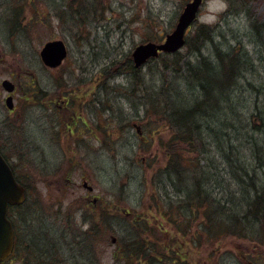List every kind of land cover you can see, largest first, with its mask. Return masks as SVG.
Here are the masks:
<instances>
[{"label": "rangeland", "instance_id": "1", "mask_svg": "<svg viewBox=\"0 0 264 264\" xmlns=\"http://www.w3.org/2000/svg\"><path fill=\"white\" fill-rule=\"evenodd\" d=\"M190 1L0 0V19L10 14L21 18L17 43L24 75L39 78L45 88L51 77L61 78L62 87L71 91V142H65L66 126H49V114L43 117L37 107L25 118L29 125L34 122L28 129L30 146L13 149L20 158L13 166L30 189L28 220L48 229L56 251L73 253L78 264H264V245L224 233L217 238L205 228L203 215L170 211L169 203L180 204L185 183L157 189L152 184L161 180L155 175L166 165L159 136L164 143L170 134L159 125L151 103L162 84L166 90L177 86L173 73L161 80V68L174 58L161 55L134 72L132 53L141 43H162ZM249 6L247 13H239L227 0H205L187 39L199 26L214 28L222 50L242 42L253 54L249 17L264 20V0ZM55 40L65 43L68 57L52 71L38 59ZM209 52L208 44L201 54L186 46L177 53L187 63ZM249 77L264 83V75ZM75 115L83 119L76 128ZM160 127L164 131L153 134ZM85 181L92 192L84 188ZM229 186L227 192L236 191L232 182ZM138 214L145 219L140 224L133 222ZM129 240L143 244L133 258Z\"/></svg>", "mask_w": 264, "mask_h": 264}, {"label": "trees", "instance_id": "2", "mask_svg": "<svg viewBox=\"0 0 264 264\" xmlns=\"http://www.w3.org/2000/svg\"><path fill=\"white\" fill-rule=\"evenodd\" d=\"M227 1L239 13H247L249 5L258 0ZM249 22L253 54L242 42L225 52L215 41L216 30L199 26L185 46L201 54L209 44V56L183 63L179 53L172 54L173 61L161 68V80L173 73L172 83L183 86L166 90L162 84L151 99L159 125L170 134L164 143L159 136L166 165L157 169L155 177L161 180L152 184L157 189L163 184L176 187L182 181L183 198L175 207L169 203L170 211L182 209L194 218L203 215L205 228L215 231L217 238L224 233L264 245V83L257 85L249 77L264 75V20L249 17ZM230 182L236 191L227 192ZM158 211L166 215L160 207ZM142 220L138 214L133 222ZM133 240L126 242L129 258L143 245Z\"/></svg>", "mask_w": 264, "mask_h": 264}, {"label": "flooded vegetation", "instance_id": "3", "mask_svg": "<svg viewBox=\"0 0 264 264\" xmlns=\"http://www.w3.org/2000/svg\"><path fill=\"white\" fill-rule=\"evenodd\" d=\"M20 21L19 14H10L0 19V153L11 166L18 183L25 188L28 197L30 189L18 177L13 166L20 159L14 156L13 149H19L25 143L30 146L28 129L34 122L32 120L29 125L28 119L26 122L25 118L33 109L41 107L43 117L49 114L51 118L48 124L52 122L53 126L64 125L63 128L66 126L64 138L65 142L70 143L73 117L72 103L67 97L71 91L67 87V89L62 87L63 79L57 81L51 77L49 87L45 88L39 78L24 75L17 43L18 32L21 30ZM38 61L52 71L59 68L45 65L41 53ZM74 118L77 119L75 128L81 121L83 123L80 116L75 115ZM26 207L25 202L21 206L9 209L8 217L13 225L14 245L11 255L0 264H78L76 261L78 257L73 253L61 255L55 252L54 242L48 237L51 232L38 227V224L34 226V221L28 220ZM175 255L179 259L183 257L179 251H175Z\"/></svg>", "mask_w": 264, "mask_h": 264}, {"label": "water", "instance_id": "4", "mask_svg": "<svg viewBox=\"0 0 264 264\" xmlns=\"http://www.w3.org/2000/svg\"><path fill=\"white\" fill-rule=\"evenodd\" d=\"M204 0H191L179 16L175 30L168 34L163 43L147 42L135 47L133 61L135 68H141L151 59L158 58L161 53L174 54L186 44L187 30L196 22ZM67 56V49L62 41H53L45 45L41 52L43 62L50 67H58ZM93 190L87 184L84 185ZM25 189L21 187L7 162L0 154V261L5 260L13 250V226L8 219L10 206H18L25 202ZM116 243V239H113Z\"/></svg>", "mask_w": 264, "mask_h": 264}]
</instances>
